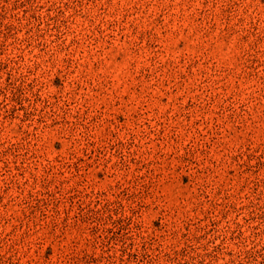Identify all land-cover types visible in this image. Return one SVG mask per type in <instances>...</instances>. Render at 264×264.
Here are the masks:
<instances>
[{
    "label": "rangeland",
    "instance_id": "obj_1",
    "mask_svg": "<svg viewBox=\"0 0 264 264\" xmlns=\"http://www.w3.org/2000/svg\"><path fill=\"white\" fill-rule=\"evenodd\" d=\"M0 264H264V0H0Z\"/></svg>",
    "mask_w": 264,
    "mask_h": 264
}]
</instances>
